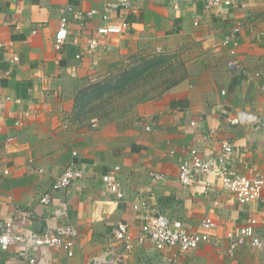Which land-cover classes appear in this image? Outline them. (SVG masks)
Listing matches in <instances>:
<instances>
[{
  "label": "crops",
  "instance_id": "obj_1",
  "mask_svg": "<svg viewBox=\"0 0 264 264\" xmlns=\"http://www.w3.org/2000/svg\"><path fill=\"white\" fill-rule=\"evenodd\" d=\"M116 3L0 0V235L6 228L37 235L68 224L78 230L71 257L60 248L29 246L26 252L13 245L0 249V264H264V249L229 252L224 240L232 225L264 217V197L241 205L216 173L190 187L178 181L188 150L220 157L225 142L233 147L231 167L264 177V41L251 35L252 28L264 26V0L208 10L202 0H131L129 12H105ZM90 10L97 12L92 19H78V13ZM63 20L68 35L56 51ZM124 21L127 31L120 30ZM237 25L242 26L240 46L231 55L222 43ZM90 36L98 39L94 51L87 49ZM188 45L199 47L209 61L196 63L164 94L92 118L88 125L72 115L77 91L126 68L130 58ZM239 111L259 123L230 125ZM71 161L83 169V178L53 192L55 178ZM114 167L121 200L102 181ZM46 193L51 194L47 205L40 202ZM142 202L196 230L205 218L212 219L220 243L179 253L177 248L158 251L146 240L124 253L112 230L122 222L136 238L140 214L133 206Z\"/></svg>",
  "mask_w": 264,
  "mask_h": 264
},
{
  "label": "built area",
  "instance_id": "obj_2",
  "mask_svg": "<svg viewBox=\"0 0 264 264\" xmlns=\"http://www.w3.org/2000/svg\"><path fill=\"white\" fill-rule=\"evenodd\" d=\"M176 3H189L194 0H173ZM206 10L223 6L231 8L237 0H202ZM123 9L126 12L131 11V0H117L114 5H108L105 12H110L114 9ZM96 11L90 10L84 13H78V19L90 20L96 15ZM129 24L122 22L120 30H129ZM68 35L66 21L63 20L59 30L55 35L54 49L61 51ZM241 27L235 26L231 32L223 39L222 46L230 48V54L234 55L240 46ZM87 49L90 51L96 50L98 47V39L90 36L86 40ZM2 44L0 43V48ZM79 58V56H77ZM18 58L13 56L12 62H17ZM237 63H232L234 67ZM4 100L0 98V107ZM18 103V102H17ZM260 119L256 116L243 111L229 120L230 125H239L244 123H259ZM95 120L92 124H95ZM18 125V122H15ZM233 147L230 143L222 144V154L220 157H204L196 149H190L181 159L178 166V181L186 187L193 186L203 177L216 173L222 187L231 192L236 201L245 205L253 201H259L264 197V177L254 171H249L245 174L238 173L231 167L228 156L232 154ZM75 155V153H73ZM119 168L114 167L107 174L102 176V181L108 187L110 192L115 195L117 200L123 198V192L116 179V173ZM155 179L161 176L153 175ZM83 178V169L74 161H71L66 169L58 175L53 184L52 191H59L72 185L74 182ZM51 194L46 193L40 198L42 204H49ZM135 212L140 214V229L136 238H131L126 224L119 222L112 230V239L115 242L123 245L124 253H128L135 242L143 243L146 240L153 243L158 251L167 248H177L179 253H189L195 251L202 244H212L217 246L220 243V238L213 235L212 232L216 228V223L205 218L201 221L198 229H194L190 225L183 223L177 219H171L166 215L159 214L151 210L146 202L134 205ZM78 236V230L71 224L59 225L53 230H49L37 235H31L24 232H14L10 228H6L3 234L0 235V249L5 251L10 246L20 245L26 252L29 246L45 247L52 249H63L67 256L73 255L75 239ZM264 217L257 219L247 217L246 220L239 225H232L225 233V238L228 251L233 252L239 247H246L252 250L261 251L264 249Z\"/></svg>",
  "mask_w": 264,
  "mask_h": 264
},
{
  "label": "rangeland",
  "instance_id": "obj_3",
  "mask_svg": "<svg viewBox=\"0 0 264 264\" xmlns=\"http://www.w3.org/2000/svg\"><path fill=\"white\" fill-rule=\"evenodd\" d=\"M260 17L261 23L264 24V14L262 13ZM240 27L242 30V26ZM252 34H254V39L258 42L264 41V26L252 28L251 35ZM205 55L206 53L199 47L188 45V47H183L176 52L165 54H153L152 52L146 55L142 53L141 56H137L133 59L130 58V62L126 68H120L117 72L115 71V73L107 74L106 77L100 81L92 83L77 91L74 97V108L76 109H73L72 115L77 117L79 121L88 125V121L92 118H106L111 113L119 114L123 110L130 108V106L136 103V97L141 90L152 91L149 94V97L152 98L162 95L168 89V86L162 83L163 76H165L166 79L169 76L174 79L185 78L196 68L194 67L196 63L209 61V59H206ZM152 57L162 62V65L153 71L154 81L150 83H143L142 81H138L137 83L131 82L127 87H121L119 90L111 89L116 84L122 85V83H118V81H121L119 79L124 76L129 69L135 68L133 70L134 74L136 72V67H142L144 65L143 61L145 59H151ZM199 67L200 65H198V68ZM165 70L167 71L165 72ZM124 72L125 74H123ZM86 94L89 95V100H93V102L84 106L86 100L82 99V97ZM90 124L92 125V121H90Z\"/></svg>",
  "mask_w": 264,
  "mask_h": 264
},
{
  "label": "trees",
  "instance_id": "obj_4",
  "mask_svg": "<svg viewBox=\"0 0 264 264\" xmlns=\"http://www.w3.org/2000/svg\"><path fill=\"white\" fill-rule=\"evenodd\" d=\"M144 65L142 67H136V72L133 74V68L129 69L128 72L125 74V72L123 74H125L124 76H122L118 81V83H122V85L116 84L114 85V87H112V90H119L121 89V87H127L131 82H138V81H142L143 83H150L152 81H154L153 75L154 72L157 68H159V66L162 65V62L160 60L154 59L153 57L151 59H145L143 61ZM167 70H165L166 72ZM161 75V74H160ZM184 80V78H180V79H174L171 76H169L167 79L165 78V76L162 77V83H165V85L168 86V89L176 84H178L180 81ZM152 91L150 90H141L138 94V96L136 97V103L138 102H142L148 99H151L152 97H149V94ZM82 99L86 100V103L84 106L89 105L90 103L93 102V100H89V95L86 94L82 97ZM89 100V101H88ZM83 102V101H81ZM76 109V108H74Z\"/></svg>",
  "mask_w": 264,
  "mask_h": 264
}]
</instances>
